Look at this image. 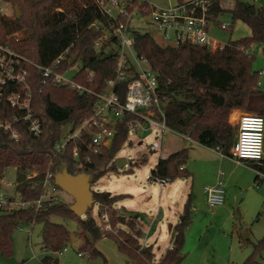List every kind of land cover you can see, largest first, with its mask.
<instances>
[{
    "label": "trees",
    "instance_id": "16d2710c",
    "mask_svg": "<svg viewBox=\"0 0 264 264\" xmlns=\"http://www.w3.org/2000/svg\"><path fill=\"white\" fill-rule=\"evenodd\" d=\"M13 9L12 16L0 15V44L31 63L49 67L58 72L81 65L74 81L91 93L80 92L70 86L42 84L37 68L25 65L30 72L32 109L42 123L43 134L35 137L19 123L22 137L12 141L0 130V180L5 172L13 168L19 173L17 190L24 202L41 199V182L48 172L56 175L68 173L73 176H90L91 186L107 171H117L115 160L129 137L127 126L120 125L109 147L100 153L89 151V134L82 133L80 140H72L61 154L55 153L61 141L63 128L71 124L74 132L86 119L93 115L96 95L108 88L116 78V58L110 53V41L97 50L95 43L107 32H112L118 21L102 15L92 0H0ZM178 2L184 0H177ZM17 7L20 15L18 16ZM216 26L220 28V17L228 16L232 24L226 30L232 33L233 26L240 21L251 30V35L229 41L222 50L211 51L206 47L181 45L177 48L163 47L149 35L132 30L134 50L156 73L159 95L166 113L168 128L204 147L229 156L234 143V132L229 125L232 111L264 118V91L259 90L261 72L252 68L253 47H264V8L235 0L232 8L217 2L213 7ZM94 25H99L96 28ZM18 34L19 37L14 35ZM78 55V61L70 62ZM63 59L57 63L59 57ZM127 85L118 83L114 92L124 98ZM4 103L0 120L19 115ZM79 157H74V151ZM188 149L179 150L167 158H161L152 171V178H188L185 169ZM254 166V165H253ZM183 168V170H181ZM264 170V167H258ZM35 175V177H33ZM55 190H61L55 183ZM130 195H112L93 192L94 203H98L100 214L108 209L111 231L98 225L90 211L81 219L71 211V205L61 201L46 200L39 210L7 212L0 208V257L12 260L14 233L24 226H41L43 250L48 253L41 264H59L60 255L72 242V234L63 224L53 222L57 217L78 224V238L82 241L78 253L87 254L88 259L99 255L96 243L110 239L118 251L134 264H154L152 247H142L141 226L134 223L136 216L121 217L114 208L116 203ZM192 198L189 196L184 207L185 217L174 227L173 248L158 264H181L185 229L190 221ZM103 225V223H102ZM125 226L126 229H123ZM264 254V236L253 245L251 255L243 264H264L259 261Z\"/></svg>",
    "mask_w": 264,
    "mask_h": 264
},
{
    "label": "rangeland",
    "instance_id": "374dc122",
    "mask_svg": "<svg viewBox=\"0 0 264 264\" xmlns=\"http://www.w3.org/2000/svg\"><path fill=\"white\" fill-rule=\"evenodd\" d=\"M74 1L82 3V0ZM149 1L157 7H168L177 2V0ZM234 1L224 2L223 6L232 8ZM242 1L254 4L257 8H264V0ZM3 8L8 9L7 15H13L12 7L0 1V9ZM219 19V23L232 24L228 16ZM130 25L132 30L149 34L157 44L165 46L162 34L156 26L145 18H133ZM250 35V28L240 21L234 24L231 34L215 26L210 29V36L222 46L229 41ZM252 55L255 57L252 65L253 70L262 73L258 88L264 91V54L262 47L255 48ZM78 66L81 67L80 64ZM78 66L77 69L65 73L64 77L67 80H73L79 72ZM234 113L238 115L246 112L235 110L229 115V125L235 137L237 125ZM72 129L71 124L63 128L61 143L64 135L71 132ZM156 141L161 142V149L152 153L150 146ZM195 143L170 130L165 132L162 141L157 131H134L129 135L117 157L132 162L123 168H117V171L104 172L101 178L91 186V190L95 193L107 192L112 195H130L131 197H126L114 206L117 210L116 213L127 215L124 217L136 216L140 212L137 210H142L141 214H144V210H147L150 219L143 216L145 230L141 243L145 242L142 247L153 248L154 264H158L163 254L171 247L172 226L183 221L185 203L191 195L190 221L184 232L183 254L186 257L181 264H243L251 255L253 245L264 236V181L259 187H255L256 167L237 165L231 159L223 158L216 150H214L215 153L201 150L199 153L202 156H200L197 149L194 148L193 157L199 159L194 162L197 171L196 178L191 175L188 178L180 177L163 188H160L156 182L148 181L161 158L179 150L188 149L189 151L190 148L196 147ZM220 172L225 174V203L222 208L211 209L207 205L204 188L210 186L209 180L218 177ZM18 184L19 173L10 168L5 172L1 191L4 195L18 199ZM168 195H170V199H167ZM52 196L71 206L75 202L74 198L63 190H55L52 192ZM90 209V213L97 224L105 227L104 222L102 225L99 204L94 203ZM53 222L65 225L72 234V242L67 247L68 253L62 252L61 255L55 256L60 260L59 264H87L90 261L98 264H118L112 257L106 260L97 248L99 255L94 259L79 258L77 255L80 247L77 248V244L79 245L78 224L72 221L65 222L57 217L53 218ZM122 228L126 229L125 226ZM244 235H248V238L245 239ZM13 239L12 260L0 257V264H41V260L48 254L43 251L40 225L21 227L14 233ZM113 242L109 243L117 248L116 243ZM107 254L111 256L110 252ZM69 255L72 257V262L66 260ZM259 261L264 263V254L260 256ZM129 262L133 264V262Z\"/></svg>",
    "mask_w": 264,
    "mask_h": 264
},
{
    "label": "built area",
    "instance_id": "2783aa9c",
    "mask_svg": "<svg viewBox=\"0 0 264 264\" xmlns=\"http://www.w3.org/2000/svg\"><path fill=\"white\" fill-rule=\"evenodd\" d=\"M232 0H184L169 5L168 7H157L149 0H92L93 5L104 16L118 22L112 32L107 31L95 48L99 50L104 42L112 41L110 53L116 58V78L108 83V88L102 94L96 95L97 102L93 115L86 119L74 131L64 135L63 142L57 143L56 154L66 150L67 144L72 140H80L82 133L89 134L88 149L93 154H98L103 148L109 147L113 142L118 127L127 126L129 135L134 131H157L162 141L164 134L170 130L166 124V113L159 95V84L156 73L151 69L145 59L139 57L134 50V39L130 22L133 18H145L157 27L163 36L165 47L177 48L181 45H193L206 47L208 50H222L226 45H220L210 36V29L216 26L213 7L217 2H231ZM7 5V4H5ZM8 9H0V15H7ZM9 16V15H7ZM96 28L99 25H94ZM230 24H220V28L226 31ZM19 37L18 34L14 35ZM257 48L253 47L252 51ZM264 51V47H262ZM64 56L56 61L59 63ZM25 65H32L38 69L42 84L52 83L55 85L70 86L80 92H89L74 79L67 80L64 75L69 71L77 69V66L63 73L51 68L42 67L31 63L25 58L13 52L9 47L0 44V110L4 103L11 109L18 111L19 115L11 119L0 120V130L10 136L12 141L17 142L22 133L18 128L19 123L27 127V131L35 137L43 134V126L32 109V89L30 85V72ZM81 67L78 66L80 70ZM118 83L127 85L125 97L120 98L114 87ZM237 133L229 158L237 165H254L257 169L255 187H259L264 181V118L247 113H240L237 120ZM171 131V130H170ZM188 139V138H187ZM191 141L190 139H188ZM161 149V142H154L150 146L152 153ZM74 157H79V152L74 151ZM183 170V168H181ZM35 177V175L33 176ZM55 176L48 172L41 182L43 195L36 202H24L19 194L18 199L4 195L1 191L0 180V208L7 212L25 211L30 208L39 210L42 202L46 200L58 201L52 196L55 191ZM149 182H156L160 188L169 184L170 178H148ZM208 206L211 209L221 207L225 203L226 188L225 174H218L215 184L204 188ZM102 223L105 229L111 231L110 214L108 209L101 212ZM86 214L81 216L85 219ZM134 223L141 225V219L136 217ZM35 224H31L33 227ZM65 248L63 252H67ZM62 254V253H61ZM60 254V255H61ZM79 258L88 259L87 254L78 253Z\"/></svg>",
    "mask_w": 264,
    "mask_h": 264
},
{
    "label": "water",
    "instance_id": "95a60500",
    "mask_svg": "<svg viewBox=\"0 0 264 264\" xmlns=\"http://www.w3.org/2000/svg\"><path fill=\"white\" fill-rule=\"evenodd\" d=\"M18 16L20 15L19 9L17 7ZM79 56L76 55L70 64L73 66L78 61ZM132 161H126L125 159L117 158L115 160L116 168H123L128 163ZM56 185L67 194L71 195L75 202L71 206V211L77 216L81 217L85 215L88 210L94 204L93 191L91 190L90 176L88 175H78L73 176L68 173H63L56 175L55 177ZM247 239L248 235H244Z\"/></svg>",
    "mask_w": 264,
    "mask_h": 264
},
{
    "label": "crops",
    "instance_id": "0c3cea01",
    "mask_svg": "<svg viewBox=\"0 0 264 264\" xmlns=\"http://www.w3.org/2000/svg\"><path fill=\"white\" fill-rule=\"evenodd\" d=\"M215 27H218V26H215ZM219 28V27H218ZM263 51V50H262ZM263 54H264V51H263ZM261 75H262V73H261ZM236 113H238V111H236ZM236 113H234V118H235V122H236V120H237V118H238V116H239V114L237 115ZM237 125V124H236ZM195 146L196 147H193V148H190V150L188 151V162H187V164L185 165V169L186 170H188L189 171V173H190V175L191 176H193L194 178H196L197 177V171H196V168H195V163L194 162H197L199 159L197 158V157H193V153L195 152V150H194V148L195 149H197V152H198V155H200V156H202V154L201 153H199V152H201V150H206L207 152H210V153H215L214 152V150L213 149H210V148H207V147H204V146H202V145H200V144H198V143H195ZM168 157V156H167ZM167 157H165V158H167ZM222 158V157H221ZM164 159V158H163ZM193 160V161H192ZM216 178H217V176L216 177H213L211 180H209V183H211V185H213V184H215V180H216ZM226 182V181H225ZM226 184V183H225ZM209 186V185H208ZM131 197V196H130ZM167 199H170V195H168L167 196ZM207 205H208V203H207ZM209 207V206H208ZM223 206H221V207H219V208H222ZM210 208V207H209ZM117 211V210H116ZM137 211H140L137 215H136V217H139L140 219H141V230H142V233H144V227H145V224H144V221H145V219H144V217L143 216H145L146 218H148L149 216H148V212H147V210H144V214H141L142 212V210H137ZM134 213H136V212H134ZM118 214V216H121V217H124V216H127V215H124V214H121V213H117ZM127 214H129V213H127ZM148 219H150V218H148ZM173 227V235H172V238H171V240H170V248H168V250L163 254V256H162V258L164 257V255L169 251V250H171L172 248H173V243H174V237H175V232H174V227H175V225L174 226H172ZM109 242H113V241H111L110 239H103V240H101V241H99L98 243H96V248L102 253V255H104V257H105V259L107 260V258H110V257H112L118 264H131L129 261V259L127 258V257H125V256H123L122 254H120V253H117V252H119L118 251V248H116V247H113V245L112 244H110ZM79 245L77 244V248H78V246H80L81 244H82V241H80L79 240ZM114 243V242H113ZM142 244V243H141ZM145 244V242L142 244V245H144ZM144 247H146V246H144ZM153 249V248H152ZM44 251V250H43ZM68 251H69V249H68ZM68 251L67 252H65V254L66 253H68ZM45 252V251H44ZM107 252H110L111 253V256H109L108 254H107ZM46 253V252H45ZM77 255H78V253H77ZM127 258L128 260H126L125 258ZM84 259V258H83ZM66 260H69V261H71L72 262V257L69 255L68 257H66ZM60 261V260H59ZM132 262V261H131ZM106 263H108L107 261H106ZM87 264H98L97 262H88ZM134 264V263H133Z\"/></svg>",
    "mask_w": 264,
    "mask_h": 264
}]
</instances>
